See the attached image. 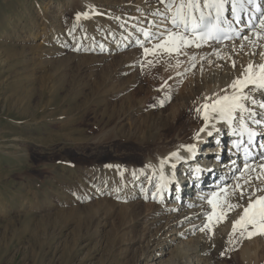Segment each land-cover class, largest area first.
<instances>
[{"label": "rangeland", "instance_id": "rangeland-1", "mask_svg": "<svg viewBox=\"0 0 264 264\" xmlns=\"http://www.w3.org/2000/svg\"><path fill=\"white\" fill-rule=\"evenodd\" d=\"M151 3L155 5V0H0V264H155L145 258L157 251L149 243L153 233L184 228L167 225L166 208L172 200L159 207L153 186L147 187L144 201L137 200L141 207L153 206L157 214L144 221L141 207H134L128 215H135L134 220L141 223L134 225L129 217L120 223L118 211L125 200L116 202L103 192L94 194L97 185L88 174L92 167L104 166L101 160L111 154L108 150L113 163L123 162L122 168H127L128 160L138 163L146 155L144 150L161 145L157 142L163 133L160 126L148 128L157 115L162 112L163 121L170 122L181 100L190 102L192 92L206 91L207 87L198 84L201 77L221 71L212 61L198 60L199 55H194L195 50L200 53L198 45L181 43L178 50L184 47L182 51L155 47L168 36L164 31L169 29L165 23L172 16L169 10L160 21L154 18L151 38L141 46L132 44L111 54L95 50L107 37L101 34L107 24L118 29L122 24L116 20L147 21L150 13L145 10L152 8ZM83 13L93 19L83 16L84 22H77ZM96 20L102 21L101 26ZM58 37H62L60 42ZM65 40L68 47L62 44ZM239 40L225 44L226 54L219 62L223 67L232 64L234 72L251 57L247 48L236 44ZM258 55L251 59L255 64ZM142 121L146 128L140 125ZM200 148L205 147L197 151ZM226 148L222 169L230 159ZM136 149L142 150V157ZM206 149L212 148L203 152ZM203 156L201 161L209 162L210 154ZM222 171L216 170L222 179L220 188L210 182L199 189L198 184L190 189L189 198L197 190L236 192L234 182L242 179L241 170L233 179L225 178ZM212 213L205 215L203 226L182 236L165 254L155 253L157 262L167 263L174 253L188 251L202 237L215 241L209 255L212 264H238V252L248 240L258 256L250 264H264V234L258 228L240 225L232 232L228 216L215 210L210 221ZM156 215L160 218L154 223L156 228L145 232ZM216 224L231 230L227 240H216ZM250 231L256 232L251 238Z\"/></svg>", "mask_w": 264, "mask_h": 264}, {"label": "bare ground", "instance_id": "bare-ground-1", "mask_svg": "<svg viewBox=\"0 0 264 264\" xmlns=\"http://www.w3.org/2000/svg\"><path fill=\"white\" fill-rule=\"evenodd\" d=\"M68 1L69 0H67V2ZM189 2L190 0H163V3H161V0H155V5H153L154 2L151 3L153 5L152 8L149 7V4V8L146 10L143 9L150 13L147 21L142 18L132 22H123L121 19L120 21L116 20L120 25L122 24V27H119L118 29L107 24V27H104L101 31V34H105L107 37H105V40H101L97 44L95 50L98 52L106 51V54H111L112 52H117L126 46L129 47L132 44L135 46H141L148 40V38H151L150 32L153 31L152 27H150L152 24L151 22L155 19L157 21L160 18H163V16L166 15H162L163 12L168 13V10H170L172 11L170 14H172L173 17L177 7L183 4L185 7L181 10V13H184L186 10L191 13L194 10H201L205 0H191L192 3L197 5V7H187ZM83 16L84 15L82 14L77 22L83 23ZM262 17H264V13L260 16V19L257 20L258 23H256L254 29L246 31V33L244 31L245 35L241 37L239 43H236L240 45V48H247L251 54L250 59L242 64L241 69L238 72L232 70V64H226L224 67L219 64L221 61L220 59L226 54V45L221 46L216 44L207 45L203 42L198 43L196 41L194 42L192 38L184 35L183 37L187 39L188 44L198 45L201 54L199 51H194V55H199L198 60H208L209 63H211V61L212 63H216V66L221 69L220 73L217 71L207 77L202 76L201 79L199 78L201 82L199 81L198 84L207 87L206 91L201 90L196 93L192 92V101L187 102L181 100V104L177 107L174 106L177 109L172 111L170 122L163 121L162 112L157 115V120L152 122L148 128L153 129L155 126H160L163 133L157 138V142L161 145H155L151 150H144V154L146 155L143 159H140L138 163H136V161L132 163L128 160L125 162H128L127 168H122L121 164H123V162L120 161L118 164L113 163L114 157L111 150H108V153L111 154H106L101 160L103 163L105 162L104 166H101L100 168L92 167L88 171L91 178L90 181H95L97 185L94 194H100V192H103L107 197H110V195L113 196L112 199L116 202H118V200H125L124 202H126V204H122L123 206H121L118 211L120 223L125 220V217L133 218L134 225L141 223L140 221L137 222V220H134L135 215L129 216L128 213H132L134 207H141V202L138 201L137 198L141 197V200L144 201L146 196L145 192L148 190L147 187L151 188L153 186L154 195L156 196V198H154L155 203H157L159 207L168 199L172 200L168 203V207H165L169 212L167 225L169 223L171 227L183 226L184 228L177 232H169V235L164 234L165 231L160 232L158 229L153 233L150 237L149 243H152V245L154 244L157 251L153 252L151 256L145 258L152 259L155 264H161L157 262L154 255L155 253H157L158 256L165 254L166 249L174 242H180L179 240L182 236L194 233L200 226H203L204 223L207 222L205 215L213 210L212 204H207L209 201L205 203V198H207L208 195L215 193V196L210 199L215 202L216 211L224 214L225 217L228 216V224H233L235 221H238L244 214V209L248 207L249 203L254 202L259 197H264V155L259 152L261 148L258 149L259 153H256V155L251 152L254 146H252L253 144L250 139H243V146H249V151L252 154V158L247 163L243 164L236 155L227 161V167L224 169H222L223 166H225L224 162H221V158H227L225 154V146L227 147L226 150H232L230 147L231 141L238 138V132L233 133L231 129L227 128V125L225 126L223 123L230 113L238 115L239 123H244V125L251 130L249 135L252 139L259 138L258 141L262 139L261 142H264V135L260 134L261 132H264V107H261V105H264V88L259 87L258 84L252 83H249L246 86L232 87L234 81L243 80L245 78L247 75L246 69H248L249 65L252 66V72L257 75L260 73V66L264 65V55H261L264 53V29L257 27ZM89 18L93 19L92 16L87 15L88 20ZM178 20L179 18H177V24ZM172 21L173 19L171 18L169 23ZM94 22L98 26H101V20H96ZM245 37L248 39H245ZM61 38L58 37L59 42L61 41ZM181 43L183 44V42ZM62 44L65 47L69 46V43L66 40L65 42H62ZM77 46L79 45L77 44L75 48H77ZM204 49L207 51H204ZM208 49H211V53H209ZM257 49H259V51H257ZM183 53L181 52V54ZM176 54L178 53L175 52V55ZM187 55L188 54H186L185 57ZM228 55L230 58L232 57L231 54ZM257 55L260 56V60L255 64V61L252 62L251 59ZM186 60H191V58H186ZM101 85L102 84L100 83L97 88L99 89ZM224 96L230 98L232 96L239 97V100L236 101L239 107L234 108L226 115H222L219 111H212L210 108L208 110L204 109L203 105H211L215 100ZM159 104H162V102H159ZM206 115L207 120L204 118ZM140 125L143 128H146V121L140 122ZM202 128L204 130L200 131ZM139 133L140 135L143 134L142 132ZM229 138H232L230 142ZM211 141H213V143ZM224 143H226L225 146ZM203 145L205 148L209 147L212 149H206V152H203L205 148L202 150V147L197 151L199 146ZM210 145H213V147ZM188 146H193L191 151L188 150ZM135 152L138 153V157H142L140 155L142 150L136 149ZM174 152L177 153V156L171 155ZM204 153L210 154V156L206 157L209 162L201 161V159L204 158ZM195 154L197 155V158L192 160ZM186 157L187 159L181 163L180 160H183ZM161 161H164V163L161 164ZM216 170H223L222 173L224 175L226 174L225 178L227 179H233L234 177L232 176L241 170L242 179H239V181L236 179L234 182L236 192H234V189L225 191L226 188L214 192L211 190H197L195 196L190 199V189H196L194 187L198 184H200L199 189H201L203 185H209L210 182H213L212 185L215 183L214 185H217L218 187L221 185L220 182L222 179L218 177ZM175 171L177 176L174 175ZM142 184L144 185L141 186ZM141 187H143L142 190ZM167 187L172 190L174 189L173 192L171 193V190L169 192ZM185 195L186 198L184 197ZM111 208L114 207L111 206ZM153 213L157 214L156 211H154L153 206L141 207V212H139V214L143 216L142 220L144 221L148 220L149 215H152ZM158 215L153 219V222L146 225L145 232H151L156 228L154 223L160 221ZM237 226H240V224ZM228 231L229 233L231 232L230 229L226 228V230H224L223 228H220V226L217 227L216 224L214 231L215 238H217L216 240H227L229 234ZM173 235L177 237L169 239V237ZM248 241L239 250V258L236 256V262H238V264H250L254 261H258V256L255 255V251H251V243H248ZM214 248L215 241L211 243L207 240H203L202 237H199L194 244V247L188 251H177L172 255V260L167 261L165 264H179L180 261V264H212L213 259L211 256L209 257V255L214 252ZM255 249L256 247L254 246V250ZM195 259L196 261H194Z\"/></svg>", "mask_w": 264, "mask_h": 264}, {"label": "snow or ice", "instance_id": "snow-or-ice-1", "mask_svg": "<svg viewBox=\"0 0 264 264\" xmlns=\"http://www.w3.org/2000/svg\"><path fill=\"white\" fill-rule=\"evenodd\" d=\"M161 3H163V0H161ZM224 3L225 0H206L205 7H214L217 9V15L219 17L220 13L224 10ZM185 7V5H180L177 7L176 10V16L173 17V24H177V16L181 14V10ZM187 7H197L196 4L192 3L191 0ZM235 2L233 3V12H235ZM83 15L86 17L87 13H83ZM77 19H79V14L77 16ZM201 19H203V16H201ZM185 26L187 24L186 21H184ZM260 29H264V17L261 18L259 25L257 26ZM209 35H211V30L209 31ZM245 39H248L245 37ZM187 43V39L183 37L180 33H172L169 32L167 38L164 40L163 43L156 45L157 48H165V50H174L177 49L180 46V43ZM148 49H145V52H148ZM261 55H264L262 53ZM247 75L243 80H236L233 82L232 87L236 88L238 86H246L249 83L252 84H258L259 87L264 88V65L260 66V73L259 75L252 72V66L249 65L248 69H246ZM239 100V97L232 96L231 98L228 96H224L220 99L215 100L211 105L205 104L203 105L205 110H208L209 108L212 111H219L222 115L229 114L234 108L239 107V105L236 103V101ZM261 107H264V105H261ZM205 120H207V115L204 117ZM204 129H200V131H203ZM193 146H188V150L191 151ZM172 156H177V153H172ZM164 161H161V164H163ZM215 196V193L213 194ZM209 203L213 206V213L209 215L208 219L211 221L213 215H215V209L216 204L213 200H209ZM233 207V206H230ZM223 217L221 216L220 219ZM240 224L242 226L251 224L254 229H259L260 234H264V197L257 198L254 202L249 203L248 207L244 209V214L240 217L238 221H235L233 223V232L236 231L237 225ZM208 225H205L207 227ZM256 232H248V237L251 238L253 235H255ZM223 256L224 253H221Z\"/></svg>", "mask_w": 264, "mask_h": 264}]
</instances>
